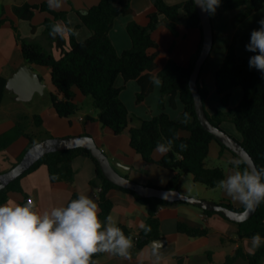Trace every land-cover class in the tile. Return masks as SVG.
Instances as JSON below:
<instances>
[{"label":"trees","instance_id":"trees-1","mask_svg":"<svg viewBox=\"0 0 264 264\" xmlns=\"http://www.w3.org/2000/svg\"><path fill=\"white\" fill-rule=\"evenodd\" d=\"M219 6L224 10L241 9L234 20L235 26L238 27L254 13L264 9V0H221ZM155 7L156 10L151 13L148 25L143 26L137 22L128 24L127 30L133 45L132 48L121 53L112 41L111 31L118 17L133 13L132 0H100L98 5L80 13L83 24L92 31V35L85 40H78L77 31L74 28H72L73 34L68 38L60 36L53 38L49 33L54 23L62 20L68 27L70 26L67 13L50 9L47 3L25 4L16 7L15 11L18 16L28 21L33 19L36 10L46 11L52 15L44 23L45 36L52 47L60 52V57L57 58L53 50L43 44L22 39L24 60L28 64L46 66L51 69L52 84L56 89V92L51 93L52 103L61 117H71L81 110V103L76 102V87L85 96H91L98 112L97 117L94 118L95 121L110 128L116 135L128 133L132 147L143 156L147 163H156L176 173L167 188L178 189L183 174L192 175L196 183L207 188H218L219 181L226 179V170L220 166L210 167L208 165L207 160L210 157L213 142H218L223 149L230 151L237 160L242 162V168L248 165L226 145L218 141L214 134L207 131L197 116L190 80L196 61L202 52L203 37L200 48L189 66H183L175 59H170L158 74L162 82L161 107L163 112L161 114L152 119L138 118L130 111L121 97L127 83L133 80L139 81L142 86V91L138 93L139 102H142L151 91L150 81L154 77L153 72L157 69L159 55V45L153 33L162 23L167 24L175 35L178 34L180 24L186 28L199 29L203 32V24L195 0L174 5L168 4L165 0H155ZM182 12L185 15H182ZM3 23L4 20L1 19L0 27ZM248 63L249 59H240L235 44L228 45L223 65L216 74L218 93L221 96L222 106L226 110H218L215 114L208 115L215 126L222 128L224 122H231L236 126L243 137L240 142L251 154L259 169L264 168V73L250 70ZM120 77L124 79L123 86L117 85ZM7 83L8 78L0 75V106L8 92ZM238 87L243 89V97L238 105L232 106L233 90ZM200 91L205 102L208 89L200 85ZM177 95L180 96L185 109L178 118L174 119L164 107L168 97L173 99ZM42 122L40 115H35L33 118L20 115L16 126L0 135V151L8 149L21 137H27L30 140L29 150L44 139L28 132L29 127L32 124L35 127H41ZM182 132L189 133V136H182ZM45 136L50 137L51 135ZM169 140L173 141L171 150L162 159L155 160L154 153L157 144L167 143ZM79 156L90 158L96 165V183L102 188L99 194L101 223L105 227L108 225L106 218L111 216L114 209V202L109 196L110 192L115 189L121 190L133 195L139 203L149 207L146 228L150 230L145 228L136 235L127 227L118 226L125 236L132 238L134 250H141L153 240L159 239L161 237L159 211L162 207L174 203L160 198L141 197L134 191L109 181L101 170L99 161L85 148L63 150L45 155L23 176L0 192V206L6 204L10 192L22 190L21 181L25 176L42 165L48 167L53 183H73L76 174L73 161ZM76 198L77 195L73 199ZM224 205L236 210L246 209L245 207L238 209L230 203ZM204 211L209 214L217 213L205 209ZM234 223L240 228V239H252L257 233L264 238V201L260 203L256 214L251 219L242 223ZM179 230L192 237L209 234L207 228H192L186 224H180ZM100 254L102 253L94 255L92 260ZM239 258L246 259L249 264H264V242L254 253L246 252L244 248L239 247L234 255L228 256L221 264H233Z\"/></svg>","mask_w":264,"mask_h":264},{"label":"crops","instance_id":"crops-1","mask_svg":"<svg viewBox=\"0 0 264 264\" xmlns=\"http://www.w3.org/2000/svg\"><path fill=\"white\" fill-rule=\"evenodd\" d=\"M165 1L174 5L185 3L188 0ZM44 3H47V0H0V20H4L0 27V75L7 77L8 80L20 65L26 63L23 56L22 39L39 42L52 49L57 58L60 57L58 49L52 47L45 36L44 23L52 15L46 11L36 10L33 19L28 21L21 19L15 11L16 7H21L25 4L40 5ZM99 3L100 0H64L63 6L55 11L67 13L68 24L71 28L76 29L78 40H85L92 35V31L83 24L80 13L88 11ZM132 10V14L118 17L111 31L112 41L120 53L132 48L133 45L127 30L128 24L137 22L143 26L148 25L151 13L156 10L155 0H132ZM240 11L241 9L224 10L219 6L215 13L211 14L215 32V44L200 77V85L208 89L205 107L209 115L215 114L218 110H226L222 106L221 96L218 93L216 74L223 65L228 45L233 42L232 37L233 33H235L233 24ZM182 15H185V13L182 12ZM261 19H264V9L254 13L236 28V34L239 35V39L235 47L241 60L249 59L254 55V53L246 51V45L250 41L251 32L260 27L258 22ZM59 23L66 24L62 20ZM65 37L68 38L69 36ZM153 37L159 45V55L157 57V69L153 72L154 77L150 81L151 91L142 102H139L138 93L142 91V86L139 81L133 80L127 83L121 94L130 111L142 119H152L163 112L161 107L162 82L159 80L158 74L165 68L168 61L175 59L179 64L189 66L202 42L201 30L186 28L183 24L178 26V34L175 35L167 24L162 23L154 31ZM29 65L47 84L45 93L47 89L51 93L56 92L52 84L51 69L46 66ZM248 68L252 71L256 70L250 68L249 63ZM156 80H159L160 83H155ZM117 85H124L122 77L118 79ZM240 88L233 90L232 106L236 105L234 100L239 101L243 97V89ZM75 92L76 102L83 103L87 96L77 87ZM7 96H10L12 100L9 106L12 109H8L5 121L0 119V135L14 128L20 115H27L31 118L35 115H40L43 121L42 126L35 127L32 124L28 132L44 139L91 135L109 155L114 167L122 175L137 182L154 187L167 188L170 180L176 175L175 172L156 163H147L143 156L132 147L128 133L116 135L110 128L104 127L101 123L94 120L97 114L90 118L79 111L75 115L65 118L58 114L52 102L41 109H26L18 105L22 101L17 99V95L13 91L8 90L5 99ZM3 105L4 102L0 108ZM164 109L172 118L176 119L184 112L185 107L180 96L177 95L173 99L167 98ZM133 125L136 124L133 123ZM224 127H226V122L222 124V128L239 141H242L241 138L233 134L231 127H229V130ZM47 134L51 136L46 137L45 135ZM181 135L187 137L189 133L182 132ZM29 145L30 140L27 137H21L8 149L0 151V174L10 170L19 162V159L28 151ZM167 153H160L156 149L154 158L158 161ZM211 156L227 162L237 160L230 151L223 149L218 142L212 143ZM73 168L76 172L73 183H53L48 167L42 165L22 179V190L10 192L8 201L12 200L17 204L23 205L31 199L36 204L37 209L43 212L51 210L53 207L66 206L73 200L75 195L78 197L79 194H85L94 199L99 205L98 189L101 187L96 183V165L93 160L79 156L73 161ZM232 171V165L230 164L229 170L226 171V178ZM189 176L192 175H182L178 189H189L186 186L184 188V182L189 180ZM195 195L217 203H230L238 209L245 207L239 201L227 196L220 188L200 189L196 191ZM109 196L114 202V209L111 214V223L113 225L125 226L136 235L145 229L141 225H147L149 219L148 206L139 203L133 195L121 190H112ZM159 217L161 220V237L159 239L153 240L149 245L137 251L134 250L133 241V246L129 249L130 258L128 259L103 252L93 260L95 264H153L156 258L152 256V250L157 245L162 247H160L161 258L156 261V264H221L226 261L228 256L234 255L239 247L244 248L249 253H254L257 249L252 247V239L239 238L240 228L234 221L226 219L219 213L209 214L196 205L177 202L162 207L159 211ZM180 224H186L192 228H207L209 234L192 237L179 230ZM233 264H249V262L246 259L239 258Z\"/></svg>","mask_w":264,"mask_h":264},{"label":"clouds","instance_id":"clouds-1","mask_svg":"<svg viewBox=\"0 0 264 264\" xmlns=\"http://www.w3.org/2000/svg\"><path fill=\"white\" fill-rule=\"evenodd\" d=\"M63 2L47 0L48 7L53 10L60 9ZM220 2L196 0L201 10L210 14L215 13ZM258 23L260 27L251 32L246 51L258 53L249 58V67L264 73V19ZM73 31L64 23H54L49 34L53 38H63L73 34ZM172 144V140L159 143L157 151L167 153ZM229 163L233 171L219 181L217 187L246 209L254 210L264 201V168H242L240 160ZM99 213L98 203L85 194H79L66 206L43 212L31 199L23 205L9 200L0 206V264H95L92 257L103 252L130 258L132 238L111 223V216L106 218L109 223L105 227ZM262 242L264 238L258 233L252 237L253 248H258ZM160 247L157 245L152 250V256L156 258L153 264L161 258Z\"/></svg>","mask_w":264,"mask_h":264},{"label":"water","instance_id":"water-1","mask_svg":"<svg viewBox=\"0 0 264 264\" xmlns=\"http://www.w3.org/2000/svg\"><path fill=\"white\" fill-rule=\"evenodd\" d=\"M196 2V0H195ZM197 5V4H196ZM202 24H203V48L198 57L194 71L190 80V87L194 96L195 109L197 116L203 127L214 134L218 141L226 145L231 151L243 159L248 167L258 169L255 160L246 150L242 143L230 135L221 127L215 126L209 118L205 102L200 91L199 80L207 60L212 54L215 44V32L212 22V15L201 10L197 5ZM47 84L43 82L41 76L28 63H23L9 78L7 89L17 95L19 101H31L37 93L44 94ZM85 148L88 149L93 157L100 164L105 177L114 184L134 191L144 198H160L169 203L186 202L199 206L205 210L222 214L231 221L242 223L251 219L257 212L260 204L254 210H236L222 203L204 200L188 196L180 189L160 188L137 182L122 175L112 164L109 155L97 143L91 135H76L69 137H50L43 139L33 145L13 168L0 174V192L13 181L23 176L32 166L40 161L45 155L69 149Z\"/></svg>","mask_w":264,"mask_h":264},{"label":"rangeland","instance_id":"rangeland-1","mask_svg":"<svg viewBox=\"0 0 264 264\" xmlns=\"http://www.w3.org/2000/svg\"><path fill=\"white\" fill-rule=\"evenodd\" d=\"M234 25V29H235V33H233V44H236L237 40L239 39V35L236 34V27L235 24ZM255 55V53H254ZM242 89V88H240ZM12 100L10 99V96H7V98L4 100V105L2 108V110H0V119H2L3 121H5L7 118V115H8V109H12L10 108V102ZM241 99L239 101H235L236 102V105H238L240 103ZM52 102V98H51V92L49 89L46 90V93L43 95V94H40V93H37L36 96L31 100V101H22L20 102V104L18 105H21L23 106L24 108L26 109H41L43 106H46L48 104H50ZM234 105V106H236ZM83 114H86V116L88 115L90 118H92V116L94 114H97L98 112H96V108L94 106V102H93V99L91 96H87L86 100L81 103V110H80ZM133 113V112H132ZM135 116H137L139 118V116L135 113H133ZM229 125V126H227ZM229 127H231V131H233V134L236 135L237 137L243 139L242 137V134L237 130V128L235 127V125L231 122H226V127H224L226 130H229ZM235 138V137H234ZM208 165L210 167H217V166H220V167H223L226 171L229 170L230 168V163L227 162V161H224V160H219L218 158H215L213 156L209 157L208 160ZM189 180H187L186 182H184V188L185 186L189 189H180V191L188 196H191V197H195V198H200V199H204L203 197H196V191L197 190H200V189H208L206 188V186H203L202 184H198L196 183L192 176H189L188 178ZM211 191V190H210ZM204 200H209V199H204ZM211 201V200H209Z\"/></svg>","mask_w":264,"mask_h":264},{"label":"built area","instance_id":"built-area-1","mask_svg":"<svg viewBox=\"0 0 264 264\" xmlns=\"http://www.w3.org/2000/svg\"><path fill=\"white\" fill-rule=\"evenodd\" d=\"M102 191V189L100 188V189H98V194H100V192Z\"/></svg>","mask_w":264,"mask_h":264}]
</instances>
